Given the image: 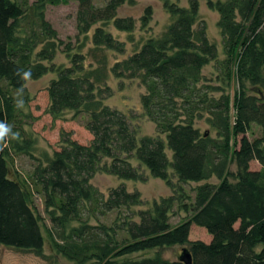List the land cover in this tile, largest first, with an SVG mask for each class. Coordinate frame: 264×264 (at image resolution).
<instances>
[{"label": "trees", "instance_id": "trees-1", "mask_svg": "<svg viewBox=\"0 0 264 264\" xmlns=\"http://www.w3.org/2000/svg\"><path fill=\"white\" fill-rule=\"evenodd\" d=\"M160 1L169 22L127 52L109 27L133 41L136 20L117 10L134 0H0V120L20 136L0 151V245L46 258L48 243L72 264H185L158 252L130 257L173 245L186 246L191 264H264V0H205L218 15L219 46L199 19V0ZM70 2L76 44L59 39L45 17L47 6ZM151 18L146 6L140 30ZM58 52L67 64L54 62ZM110 52L118 55L112 62ZM17 69L31 70V80L53 74L46 112L86 114L91 140L61 132L58 149L34 156L26 85L23 109L13 107ZM110 77L144 88L139 104L153 135L104 102L113 94ZM19 154L35 159L28 172L14 167ZM97 173L138 182L148 174L170 193L145 201L120 183L104 194L91 183ZM189 183L196 185L187 192ZM113 211L109 224L101 221ZM174 212L186 217L171 224ZM192 224L210 240H189Z\"/></svg>", "mask_w": 264, "mask_h": 264}, {"label": "rangeland", "instance_id": "rangeland-1", "mask_svg": "<svg viewBox=\"0 0 264 264\" xmlns=\"http://www.w3.org/2000/svg\"><path fill=\"white\" fill-rule=\"evenodd\" d=\"M179 4H185V0H176ZM133 5L124 4L117 10L119 16H131L136 20V27L132 33L133 41L127 40L126 33L117 32L113 28L112 33L120 40H125L127 52L143 41L147 36L159 33L165 25L169 22V15L164 11L160 0H134ZM146 6L152 8V18L149 23L147 31L140 30L139 17ZM77 3L70 2L67 5L47 6L45 10L46 19L52 24L58 33L59 39L63 42L70 41L71 44H76V27H75V13ZM218 15L215 11L210 10L205 5V0H199V19L203 20L206 24L207 35L209 39L219 46L220 36L217 28ZM110 61L118 55L110 52L108 53ZM54 62L57 64H67L63 53L58 52ZM211 66L205 68V73L211 72ZM214 74V73H213ZM54 77L53 74H47L37 80H30L26 84V88L30 95V101L25 108L29 111L32 119H28V125H25V130L31 134L35 139V151L33 155L40 157L42 152L52 153L61 145L62 135L61 132H68L69 137L79 143L86 144L91 140V134L84 128V122L87 115L79 113L74 115L73 112H66L60 118H53L46 112L48 105V96L46 86L49 80ZM110 85L113 87V94L111 97L105 99V103L113 108H117L127 114L129 121L133 126H136L141 135H153L155 133L154 125L148 121L143 115L139 104V97L144 92V88L136 80H117L110 77ZM236 89V83H231L230 93L233 95ZM197 126L201 131L206 129L205 125L197 122ZM254 134H258V129L253 127ZM35 163V159L24 154H19L14 157V167L20 172H28ZM250 169H259V164L256 161H251ZM234 170V165L230 166ZM209 181L216 183L215 178ZM91 183L96 186L104 194L108 189L120 183H123L127 190H138L145 201L158 199L161 196H166L170 193V189L163 183L162 180L146 175L143 182L127 181L117 179L114 176L97 173L91 179ZM196 183H189L184 185V189L190 192ZM35 205L39 213L44 216L43 206L40 198L35 199ZM116 213L110 212L106 216L101 217V221L109 224ZM186 215L182 212H174L170 216L171 224H176ZM47 222V221H46ZM189 240H201L208 242L210 240L209 234L203 227L197 225L190 226ZM182 247L185 245H173L162 249H154L137 254H131V258H138L142 256H150L158 252L163 258L168 260L177 259L181 253ZM46 258H41L27 250L15 249L7 246L0 245V264H72L61 256H56L52 253L48 243L44 248Z\"/></svg>", "mask_w": 264, "mask_h": 264}, {"label": "clouds", "instance_id": "clouds-1", "mask_svg": "<svg viewBox=\"0 0 264 264\" xmlns=\"http://www.w3.org/2000/svg\"><path fill=\"white\" fill-rule=\"evenodd\" d=\"M15 75L21 82L22 86L16 90L13 98V107L18 110H22L24 107L23 94L28 81L32 78L31 70L17 69ZM19 132L13 131V128L4 120H0V151L8 146L10 140H19Z\"/></svg>", "mask_w": 264, "mask_h": 264}, {"label": "water", "instance_id": "water-1", "mask_svg": "<svg viewBox=\"0 0 264 264\" xmlns=\"http://www.w3.org/2000/svg\"><path fill=\"white\" fill-rule=\"evenodd\" d=\"M178 259L185 264H191L190 254L186 248H182L181 253L178 256Z\"/></svg>", "mask_w": 264, "mask_h": 264}]
</instances>
